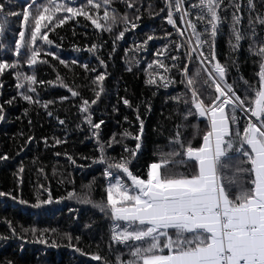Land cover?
I'll return each instance as SVG.
<instances>
[{"label": "trees", "instance_id": "trees-1", "mask_svg": "<svg viewBox=\"0 0 264 264\" xmlns=\"http://www.w3.org/2000/svg\"><path fill=\"white\" fill-rule=\"evenodd\" d=\"M169 3L173 4L174 25L168 23ZM198 3L182 0L183 9L188 11L186 19L196 24L200 39L208 41L199 50L205 56L214 52L215 61L225 68V82L243 98L249 86L260 87L258 73L264 58L257 52L264 45V24L259 23L257 15L264 18V3L253 0L255 7L250 9L248 0H220L214 37L210 30L205 32L207 16L204 21L197 20L200 9L191 6ZM0 4L4 5L0 13V63L11 65L0 72V193L9 194L0 196V264H123L131 258L130 248L112 238L116 222L107 209L101 211L95 206L106 203V189L112 179L104 175L107 165L99 161L100 146H104L106 157L116 160L129 157L135 150L129 168L145 179L150 165L159 162L161 154H165L170 167L172 161L183 159L186 163L178 165L179 171L195 170L194 161L183 154L167 155L177 148L170 143L176 125H187L181 128V136L185 144L191 140L193 147L202 144L208 131L207 120L198 115L184 119L191 107V92L182 69L187 65L192 75L198 62L195 52L191 62L185 55L191 28L181 19L183 9L175 8V0H110L108 11L116 17L115 23L109 21L110 31L97 29L83 16L73 17L48 31L52 45L37 41L41 55L35 65H29L19 33L24 31L28 38L22 13L26 9L31 12L32 0H0ZM80 5H86V0H74L70 6ZM85 10L95 18L94 9ZM103 12L102 6L101 17ZM8 13L15 15H8L4 23ZM234 15L240 17L235 24L242 37L238 45L233 34ZM191 39L192 47H196L195 37ZM85 64L87 69L82 67ZM100 74L104 80L95 81ZM31 75L36 77L32 85L35 92L24 79ZM64 85L78 95L72 96ZM194 87L205 104L209 103L208 96L216 95L214 88H202L201 81L195 79ZM23 94L32 96L33 102L24 100ZM82 99L89 101L86 112L80 110ZM125 99L129 104H124ZM226 111L231 113L230 106ZM235 115L242 131L248 117L240 110ZM88 118L92 124H100L99 129L93 128ZM193 125L199 130L194 139ZM125 131L131 135L124 136ZM137 143L139 149L135 148ZM228 156L232 160L229 169L221 173V182L227 187L232 181L235 192L236 185L248 177L235 171V146ZM70 192L74 193L72 197ZM49 194L51 202L44 203ZM84 198L91 202H81Z\"/></svg>", "mask_w": 264, "mask_h": 264}, {"label": "snow or ice", "instance_id": "snow-or-ice-1", "mask_svg": "<svg viewBox=\"0 0 264 264\" xmlns=\"http://www.w3.org/2000/svg\"><path fill=\"white\" fill-rule=\"evenodd\" d=\"M109 3L110 0H102V3L86 0V5L70 6L74 4V0H43L41 3L32 0L31 12L26 9L22 13L27 24L28 38L25 39L24 31L19 33L20 41H23L27 48V63L35 65L38 62L41 48L36 46L37 41L52 45L53 41L48 38V31L63 25L73 17L83 16L97 29L110 31L109 21L115 23L116 17L114 14L110 15ZM248 4L250 9L255 7L253 0H248ZM102 6L104 12L101 17L99 10ZM128 6L131 7V4ZM219 6L220 0H199L198 4L191 6L200 9L197 20L204 21L207 16L205 32L210 30L211 37L216 35ZM86 7L96 11L95 18L85 10ZM168 7V23L174 25L171 11L173 4L169 3ZM175 8L183 9L182 0H175ZM3 9L4 5L0 4V13ZM8 15L15 13L5 14L4 23L7 22ZM187 15V9H183L181 19L191 28L190 36L186 40L189 51L185 55L191 62V54L195 52L198 66L192 75H189L187 65L182 69L186 87L191 92V107L187 108L184 119L187 120L193 114L206 117L208 131L202 137V144L193 147L191 140L185 144L181 136V128H186L187 125H176L177 130L170 143L177 148L167 155L183 154L194 161L195 170L179 171L178 165L186 163L183 159L172 161L170 167V162L164 159L165 154H161L160 161L152 163L147 177L142 179L134 175L129 168L135 150L125 148L126 152L130 151V156L127 158L122 156L120 160H116L106 157L104 146L101 145L99 161L107 165L104 175L112 179L106 189V203L101 202L95 206L100 207L101 211L108 210V214L116 222L112 238L130 248L131 258L123 264H264V63H261V71L258 73L260 87L256 89L249 86L241 98L231 85L225 82V68L215 61L214 52L205 56L203 51L199 50L200 45L208 41L200 39L196 24L186 19ZM123 19L129 22L127 17ZM239 20V16H233V34L237 45L242 39L239 30L235 28ZM257 20L264 24V18L259 15ZM249 24H252L251 19ZM132 27H136V24L132 23ZM42 29L47 31L42 32ZM179 34L183 36L184 32L179 31ZM120 36H123V32ZM192 36L195 37L196 47H192ZM20 41L16 45L17 52L21 47ZM95 47L92 46L93 49ZM257 54L264 58V45L258 48ZM48 55L53 53L49 52ZM60 63L64 64L65 61L61 60ZM155 63L159 64V61ZM6 67L11 65L0 63V72ZM82 67L88 68L86 64ZM160 67L163 68L164 65L160 64ZM19 77L18 73L17 78ZM24 79L29 82V89L35 92L32 85L36 83V77L31 75L25 76ZM194 79L201 81L202 88H214L216 95L208 96V104L200 98V93L194 87ZM103 80V74L95 77V81ZM185 80L181 82L184 83ZM149 82L155 83V80ZM64 86L68 87L72 96L78 95V92L68 85ZM17 87L23 85L18 84ZM99 94L97 92L96 96L99 97ZM23 99L33 102L30 95L23 94ZM123 102L129 104L126 99ZM92 103H95V100ZM184 103L187 105L189 102L185 100ZM88 104V100L82 99L80 110L86 112ZM226 106H230V114L226 113ZM237 110L248 117L242 131L235 115ZM2 118L0 116V119ZM88 123L95 129L100 127V124H92L90 118ZM230 123L235 127L231 128ZM192 127L196 129L194 139L199 130L195 125ZM140 131L143 132L142 121ZM123 135L131 134L125 131ZM135 139L139 141L140 136L136 135ZM56 143L60 141L57 140ZM234 146L237 154L235 171L248 177L247 181L236 185L235 192L232 191V181L228 182L227 187L221 182V173L230 167L229 161L232 157L228 156V153ZM135 148L139 149L140 144L137 143ZM122 177H126V180ZM4 195L9 194L0 193V196ZM68 195L72 197L74 193L70 192ZM12 199L15 200L16 197ZM43 202L50 203L51 195L49 194L48 200ZM81 202L91 201L84 198ZM20 203L26 201L21 200ZM121 222H124L122 228ZM93 258L101 260L99 256Z\"/></svg>", "mask_w": 264, "mask_h": 264}, {"label": "crops", "instance_id": "crops-1", "mask_svg": "<svg viewBox=\"0 0 264 264\" xmlns=\"http://www.w3.org/2000/svg\"><path fill=\"white\" fill-rule=\"evenodd\" d=\"M225 111H226V108H225ZM226 113H227V111H226ZM201 118L207 120L206 117H201ZM230 127H231V124H230ZM231 128H232V127H231ZM226 139H227V138H226Z\"/></svg>", "mask_w": 264, "mask_h": 264}]
</instances>
